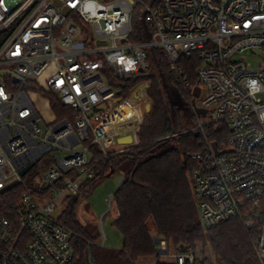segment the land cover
<instances>
[{"label":"built area","instance_id":"1","mask_svg":"<svg viewBox=\"0 0 264 264\" xmlns=\"http://www.w3.org/2000/svg\"><path fill=\"white\" fill-rule=\"evenodd\" d=\"M138 9L147 33L132 40ZM156 48L189 94L197 123L183 132L202 136L190 178L203 226L241 218L264 264V0H0V189L24 186L0 210V264L74 259V232L52 212L94 176L90 146L107 154L117 142L100 131L114 111L102 105L117 97L116 83L150 67ZM187 56L197 59V84ZM31 92L57 93L72 115L45 121ZM46 157L32 189L24 175ZM157 239L174 264H200L194 250Z\"/></svg>","mask_w":264,"mask_h":264},{"label":"trees","instance_id":"2","mask_svg":"<svg viewBox=\"0 0 264 264\" xmlns=\"http://www.w3.org/2000/svg\"><path fill=\"white\" fill-rule=\"evenodd\" d=\"M140 15L141 10L138 9L132 40H140L147 33ZM153 53L148 69L115 84L116 98L122 100L137 85L149 84L147 95L152 100L151 111L139 127L149 106L145 90L137 88L134 92L142 93L145 110L127 126L134 136L139 128L138 142L107 154L99 144H92L94 176L84 182L80 191L91 192L99 180L113 173L122 176L111 203L117 212L112 224L121 233L123 245L121 248L105 246L100 241L98 223L79 220L76 212L78 196L73 197L59 218L74 232V259L67 264H90L91 260L95 264H136L141 257L156 255L157 236L165 238L170 246L173 244L179 248L183 244L194 252L200 243L210 246L216 264H261L253 244L256 231L246 226L241 218L211 228L203 226L190 178L194 167L190 154L201 148L202 136L193 131L183 132L185 129L176 130L173 119L179 109L178 98L188 100L189 94L175 80L162 50L156 48ZM183 62L191 82L197 84V59L187 56ZM45 95L51 99L52 110L58 118L72 115L73 110L61 103L57 93ZM118 111L119 107L112 111L106 125L101 128L104 138L108 133L112 137L122 132ZM216 139L220 141V138ZM23 190L22 184L0 189V210L14 207Z\"/></svg>","mask_w":264,"mask_h":264},{"label":"rangeland","instance_id":"3","mask_svg":"<svg viewBox=\"0 0 264 264\" xmlns=\"http://www.w3.org/2000/svg\"><path fill=\"white\" fill-rule=\"evenodd\" d=\"M251 57V56H250ZM253 59V58H252ZM256 61V60H254ZM148 83H141L132 89L130 94L122 100V98H115L109 102L103 104V108L110 107L109 110L114 108L120 101L119 105L115 107H119V117L122 120V131L129 132L133 139L136 140V137L127 130V125L134 120V118L140 114H142L145 110V103L142 97V93L139 91L134 92L137 88L143 87L145 90V94L147 97V104L149 109L145 111V114L142 118V121L139 125L142 124L145 115H147L152 108V100L147 95ZM31 97L35 101L38 106L39 111L42 114V117L45 121L50 122L56 118L55 112L49 107V98L45 94H40L38 92H31ZM185 97H183L184 99ZM187 100V98H185ZM184 99V100H185ZM187 103V108H179L177 114L175 115L174 126L177 129H186L193 127L196 123V117L192 112L191 106ZM114 109V110H115ZM106 125V121L100 126L103 128ZM119 136L115 135L112 138L117 139ZM111 139L108 138V140ZM138 141V140H137ZM100 146V145H99ZM131 144H120L118 142L111 141L109 145L106 146V150L108 152H113L118 149H124ZM48 158L46 157L43 161L37 164L30 172L24 175V181L26 184L35 189V181L34 176L37 174H42L43 171L48 167ZM121 175L119 173H113L110 176H106L102 180H99L95 187L91 190V192H85V189L82 190L77 196L78 202L76 206L77 216L80 221L83 223L88 221L97 222L99 225V229L102 233V228L100 227V223L103 221V229L105 232V246L107 247H115L116 245H123V238L119 230L113 226V221L117 216V212L115 211L114 206L111 203V196L119 186V181L121 179ZM53 191H50L52 193ZM76 197L72 196L66 198L64 202L58 205V207L52 212L54 217L60 216L66 206L69 204L71 198ZM102 235V234H101ZM159 238V236H157ZM156 237V239H157ZM159 245V244H158ZM159 247V246H158ZM171 248H177L172 244ZM198 258L204 264H216L215 255L210 246H204L203 244H199V248L196 251ZM140 262L141 264H158L159 262L165 264H174L173 259L171 257L163 256L162 254L157 253L154 256L141 257L136 264Z\"/></svg>","mask_w":264,"mask_h":264},{"label":"water","instance_id":"4","mask_svg":"<svg viewBox=\"0 0 264 264\" xmlns=\"http://www.w3.org/2000/svg\"><path fill=\"white\" fill-rule=\"evenodd\" d=\"M66 11L68 12L69 9L66 8ZM143 21H144V25H145V27L147 28V25H146V22H145V15H144V20H143ZM200 92H201V88H200V86H197L196 89H195V96H199V95H200ZM198 112H205V110H204V109H201V108H198ZM116 141H117L118 143H120V144H131V143L134 142V139H133L132 135H126V136H120V137H118V138L116 139ZM214 146L217 147V143H216V142L214 143ZM33 166H34V164H30V165H28L27 167H25V168L21 171L22 175L26 174L27 171H28L31 167H33ZM16 183H17V180L14 181V182H12L11 184H9L7 187H10V186H12V185H14V184H16ZM156 243H157V244L159 243V240H158V239H156ZM188 249H189L188 246H185V245H183V244L180 245V250H181V251H187Z\"/></svg>","mask_w":264,"mask_h":264},{"label":"flooded vegetation","instance_id":"5","mask_svg":"<svg viewBox=\"0 0 264 264\" xmlns=\"http://www.w3.org/2000/svg\"><path fill=\"white\" fill-rule=\"evenodd\" d=\"M187 101L183 98H178V106L179 108H187Z\"/></svg>","mask_w":264,"mask_h":264},{"label":"crops","instance_id":"6","mask_svg":"<svg viewBox=\"0 0 264 264\" xmlns=\"http://www.w3.org/2000/svg\"><path fill=\"white\" fill-rule=\"evenodd\" d=\"M122 121V120H121ZM133 122V121H132ZM106 123H107V121H106ZM131 123V122H130ZM128 126V125H127ZM113 137V136H112ZM109 138V137H108ZM108 138L106 139V140H108ZM135 140V139H134ZM119 183H120V181H119ZM122 247V245L120 246V245H116L114 248H121ZM138 264H141L140 262H138Z\"/></svg>","mask_w":264,"mask_h":264},{"label":"bare ground","instance_id":"7","mask_svg":"<svg viewBox=\"0 0 264 264\" xmlns=\"http://www.w3.org/2000/svg\"><path fill=\"white\" fill-rule=\"evenodd\" d=\"M108 118H109V115L105 118L104 122H105V121H108Z\"/></svg>","mask_w":264,"mask_h":264}]
</instances>
